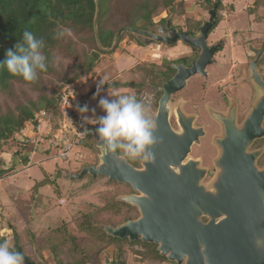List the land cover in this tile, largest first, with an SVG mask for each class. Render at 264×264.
Here are the masks:
<instances>
[{
	"label": "water",
	"instance_id": "95a60500",
	"mask_svg": "<svg viewBox=\"0 0 264 264\" xmlns=\"http://www.w3.org/2000/svg\"><path fill=\"white\" fill-rule=\"evenodd\" d=\"M215 7L216 4L209 12V21L200 28L203 33L201 39H204L205 32L216 17ZM165 29L154 27L143 31L124 28L117 37L119 39L122 33L127 32L136 36L142 45H172L178 38L194 44L188 35ZM263 55L264 48L252 62L256 83H259V77L255 66ZM174 81L166 87L173 85ZM168 94L165 93L164 103ZM263 103L261 99L256 102L241 129L225 126L224 138L218 140L217 145L227 155L221 154L215 162L220 168L222 162L227 161V165L234 170L227 174L218 173L205 186L200 185L204 171L196 168V162L188 160L185 165L182 164L191 142L176 140L177 137L169 129L166 112L152 115L158 130L151 162L143 161L141 167L135 169L118 153L105 155L99 146L96 129L83 127L81 132L84 137H93L96 141L97 162L77 173L62 171L61 175L69 180H82L89 176L94 181L102 177L137 192L115 199L134 207L138 217L116 227L100 226L109 237L155 245L159 255L174 264H264V193H251L252 186L247 184L255 183L256 179L250 175L240 178L235 171L237 163L241 162L242 152L255 138L262 136L256 128V114L258 110L260 114L264 110ZM183 167H187V171L182 170ZM175 168L179 173L175 172ZM24 264L34 263L24 258Z\"/></svg>",
	"mask_w": 264,
	"mask_h": 264
},
{
	"label": "trees",
	"instance_id": "16d2710c",
	"mask_svg": "<svg viewBox=\"0 0 264 264\" xmlns=\"http://www.w3.org/2000/svg\"><path fill=\"white\" fill-rule=\"evenodd\" d=\"M183 9L182 0H0V62L5 59L6 51L14 50V46L21 41L25 29L45 40L44 52L48 57L47 71L38 73L37 79L33 82H26L18 76L0 71V179L8 177L15 169L14 165L8 167L4 155L13 152L12 159L24 157L21 147L26 146L22 139H18V134L40 111H43L46 119L51 121L53 132L62 128L63 89L75 84L83 76L93 74L99 57L108 50H113L114 44L122 39L117 37L121 29L144 31L153 24V18L159 14L181 12ZM65 28L70 30L69 34L57 37V32ZM135 42L142 45L139 40ZM79 43L86 44L89 50L78 53ZM63 61L69 63L68 67ZM99 88L108 89L111 86L105 83ZM96 91L97 89L93 90L91 94ZM76 119L77 115L72 112V122ZM63 142L64 139L59 146L57 145L58 149ZM93 143L92 137H83L77 145L91 150ZM22 160L24 164L28 163V158ZM84 167L86 166H82L81 169ZM100 179L98 177V180ZM104 180L105 184H108L107 180ZM111 185L118 186L115 183ZM102 196L104 211L101 213L103 217L101 222L115 225L132 219L129 211H123L130 209L128 205L113 202L112 193H103ZM130 210L132 211V208ZM110 211H114V216L109 217ZM92 212L87 215L84 213L81 218L74 219V224L82 232L105 245L125 241L133 247L140 245L145 251L137 252L140 255L137 256L142 260L148 254L149 264L168 262L158 254L154 245L140 241L130 243L126 239L107 236L94 226V212ZM95 212H100V209ZM71 223L73 224V222L66 223L54 229L56 233L48 232L40 240L35 241L36 246L48 247L54 264H93L94 260L88 254L86 244L78 245L77 240L70 233L71 230H67ZM9 228L12 230L11 245L22 252L31 263L38 264L32 260L30 254L26 253L29 244L32 245L30 240L32 234L26 229V225H10ZM3 240H8V236L0 237V242ZM98 253L99 250L95 251L94 255ZM117 253L112 256L110 264H126L121 254Z\"/></svg>",
	"mask_w": 264,
	"mask_h": 264
},
{
	"label": "flooded vegetation",
	"instance_id": "af4514ba",
	"mask_svg": "<svg viewBox=\"0 0 264 264\" xmlns=\"http://www.w3.org/2000/svg\"><path fill=\"white\" fill-rule=\"evenodd\" d=\"M222 2L206 0V17L199 19L192 15L180 22L177 16L165 15L153 20L146 31L154 27L166 28L167 31L188 35L194 44H188L181 38L172 45L157 44L158 49L163 51L182 50L173 56L163 54L157 61L130 63L125 71L131 77L123 82H113L114 87L111 88L122 92L134 91L138 99L146 102L151 115L166 112L169 129L177 137L176 140H183L180 143L191 142L187 158L182 164L185 165L188 160L197 163L196 168L204 171L200 184L203 186L218 173L227 174L234 170L227 165V161L222 162L220 168L215 162L221 154L227 155L217 145V141L224 138L225 126L241 129L256 102L259 99L264 101V55L255 66L259 83L254 81L252 74V62L264 48V15L262 18L261 15L251 14L253 19H258L254 22L247 16L249 23L245 30H238L226 24L223 17L228 15L221 11ZM214 4L216 17L205 32L204 39H201L203 33L200 28L209 21V12ZM257 4L255 0L253 5ZM174 79L173 85L166 87ZM165 93L169 94L164 103ZM256 115V128L262 136L255 138L242 152L241 162L237 163L235 171L240 174V178L250 175L256 179L255 183L247 184L252 186L251 193H264V110L261 114L258 110ZM90 128L96 129V126ZM95 144L94 139L93 147ZM207 149L209 153H205ZM118 154L133 168L141 167L142 160H132ZM187 169L182 168L185 171ZM175 172L179 173L178 168H175ZM122 186V196L137 193L129 186Z\"/></svg>",
	"mask_w": 264,
	"mask_h": 264
},
{
	"label": "rangeland",
	"instance_id": "374dc122",
	"mask_svg": "<svg viewBox=\"0 0 264 264\" xmlns=\"http://www.w3.org/2000/svg\"><path fill=\"white\" fill-rule=\"evenodd\" d=\"M182 1L184 3L183 11L175 13L163 12L154 17L153 20L155 21L165 15H172V17L177 16L180 22L192 15L194 18L197 17L198 19L206 17L208 9L206 0ZM254 1L255 0H223L221 11L228 15L227 17H223L226 20V24L238 30H245L246 24L249 23V18H251L253 22L258 20L256 18L253 19V15H261L263 18L264 0H257V5H253ZM254 6L257 8H254ZM262 18L259 19L261 20ZM124 34L126 33L121 34L120 38L122 39L114 44L113 50L111 49L112 51L108 50L99 57L93 74L83 76L75 84L67 86L62 91V93L66 92L68 96H71L73 100L82 102L83 106L87 105L89 111L84 115H87L91 119H98L105 114L99 107V100L101 98L111 99L108 93L113 90L111 89L114 87L112 83L123 82L124 79L131 77V74L125 71V68H127L130 63L138 61H157L159 60V56H163V54L173 56L178 51L182 50V48H177L163 51L158 49L157 44L139 45L135 42V40H138L136 36L130 33ZM77 49L79 51L78 53H80L82 50L85 52L88 51L89 47L84 43H79ZM63 63L68 67L69 63L67 61H63ZM101 81L103 84L108 83L111 88L100 89ZM120 86H123V84H120ZM96 89L97 91L91 94V92ZM69 107L76 112L78 118H81L82 114L75 105ZM67 125L70 126V123H67ZM86 127L90 128L94 126L86 122ZM22 130L23 132H21ZM22 130L18 134V139H22V142L26 146L25 148L21 147L24 155L26 156L28 152L30 153L29 157L32 159L31 165L23 169L21 165L16 164L15 169H17L18 173H22L19 181L17 180L18 178L13 179L10 177L6 182L0 183V212L3 210V213L0 214V237L5 235L12 236L11 231H9L10 225L18 226L19 224H25L26 229L30 230L32 234V238H30L32 245L30 246L29 244V248H25L26 253L30 254L32 260L38 264H54V259L51 251L47 249L48 247H37L35 241L38 239L40 240L43 236L48 234V232L52 231L56 233L57 231L54 229L66 223L73 222V224L71 223V225L67 227V230H71L70 233L72 237L77 240L78 245L86 244L85 247L88 254L91 255L94 260L93 264H110L112 256L114 257L117 251V254L120 253L122 258L125 259L126 264H149V261H147L148 254L144 257L142 256V260L141 257H139L140 255L138 253H143L145 251L142 246L136 245L133 247L128 245L126 241L105 245V243L99 242L91 235L79 230L76 224H74L75 218H81L84 216V213L87 215L92 211L94 212L93 224L99 230H101L100 226L109 225L116 227L125 223L112 225L100 221L103 218L101 213L104 211L103 193H112V201L121 203L116 202L115 199L122 196V185L115 183V185L118 186H114L111 185L114 182L108 181V184H105L104 179L106 178L102 177H100V180L97 178L94 181L89 176L82 180H69L61 175L62 171L77 173L82 166L95 164L97 162V151L94 150V147L88 150L76 145L71 148L68 156L62 159L58 156V146L61 144V140L56 139L52 135L41 136L38 139V136L33 133L34 130L30 122L27 123ZM53 133L58 137H64L65 135L70 137L72 134L71 131H67V134L64 132L60 134L57 131ZM64 143L67 144V140H64ZM50 148L52 149L50 150ZM12 153L13 152L4 155V160L7 161ZM205 153H209V149L205 150ZM37 162H40L38 166L36 165ZM42 170L46 171L49 176L44 177ZM17 172H15V174H17ZM96 180L97 182H95ZM5 200L11 202L10 207H5ZM128 206L130 209L132 208V211L128 208L123 209V211L130 212L129 214L132 219L129 220L137 218V210L130 205ZM81 208L82 210H80ZM97 209H100V212L96 213L95 211ZM108 214L109 217H112L114 216V211H110ZM66 245L67 244H65V247L67 249ZM156 248L155 246V250ZM97 250H99L98 255H94ZM137 254L139 256H137ZM166 261L168 260L166 259ZM169 263L171 262H163L162 264Z\"/></svg>",
	"mask_w": 264,
	"mask_h": 264
},
{
	"label": "clouds",
	"instance_id": "9594fccd",
	"mask_svg": "<svg viewBox=\"0 0 264 264\" xmlns=\"http://www.w3.org/2000/svg\"><path fill=\"white\" fill-rule=\"evenodd\" d=\"M69 31L66 28L62 29L57 32V37H63L69 34ZM45 47L46 42L43 38L25 29L21 41L14 46V50L6 51L5 59L0 62V71L18 76L26 82L35 81L38 73L45 72L48 68ZM108 96L111 99L99 100V107L105 114L98 119L84 115L89 111L87 105L79 109L85 121L96 125L100 148L105 155L121 153L132 160L151 162L154 159L152 148L157 141L158 124L152 117L148 105L138 99L132 90L122 92L113 89ZM24 258L23 253L18 252L8 240L0 242V264H24Z\"/></svg>",
	"mask_w": 264,
	"mask_h": 264
},
{
	"label": "built area",
	"instance_id": "2783aa9c",
	"mask_svg": "<svg viewBox=\"0 0 264 264\" xmlns=\"http://www.w3.org/2000/svg\"><path fill=\"white\" fill-rule=\"evenodd\" d=\"M75 105L76 108L80 109L83 106V103L80 101L73 100L71 96H68L66 92H63L61 94V106H62V115H63V124L62 128L57 131L60 134H67V131H71L72 134L70 137L65 135L64 137H58L55 136L52 130V123L49 119H46L45 113L43 111H40L32 121H30V124L32 126V129L34 130L33 133H35L38 136V139L41 136H54L58 140H67V144L63 142L62 146L60 145V148L58 149V156L62 159H65V157L68 156L69 151L71 148L76 146L78 144V141L84 137L83 133L81 132V128H89L86 127V122L84 119V115L81 116V118H78L75 120V122H72L71 120V113L76 112L72 110L69 106ZM67 123H70V126L67 125ZM91 124V123H90ZM93 125V124H92ZM96 126V125H93ZM23 132V130L21 131Z\"/></svg>",
	"mask_w": 264,
	"mask_h": 264
},
{
	"label": "crops",
	"instance_id": "0c3cea01",
	"mask_svg": "<svg viewBox=\"0 0 264 264\" xmlns=\"http://www.w3.org/2000/svg\"><path fill=\"white\" fill-rule=\"evenodd\" d=\"M36 149V148H35ZM52 148H50V150H51ZM47 152V151H46ZM34 154H35V152H34ZM33 154V155H34ZM29 155H30V153L28 152L27 154H26V156L24 155V157L22 158V159H25V158H28V163L27 164H24V162H22L23 160L20 158H16V159H12L11 157H8V160L7 161H5L6 163H7V165H8V167L9 166H11V165H14L15 167H16V164H18V165H21V167H23V169H26L28 166H30L31 165V160L32 159H30V157H29ZM11 158V159H10ZM12 160V161H11ZM18 160V161H17ZM17 162V163H16ZM9 163V164H8ZM38 163H40V162H37V166L39 165ZM7 167V168H8ZM20 171H22V170H20ZM15 172H17V169H15V170H12V172H11V174L8 176V177H6V178H2V179H0V183L2 184V183H4V182H6L7 180H9V178L11 177V178H13V179H17L18 181H19V179L21 178L20 177V175H22V173H18L17 172V174H15ZM42 173H43V176L44 177H48L49 176V174L46 172V171H44V170H42ZM38 178H39V176H38ZM1 184H0V187H1ZM20 187H22V186H20ZM18 190V189H17ZM20 194V193H19ZM5 202H6V204H5V207H10L11 206V202H8V201H6L5 200ZM10 211V210H9ZM3 213V210H1V212H0V214H2ZM9 231H12L11 229H9ZM5 236H8V235H5ZM12 237L11 236H8V241L10 242V244L12 243V239H11Z\"/></svg>",
	"mask_w": 264,
	"mask_h": 264
}]
</instances>
